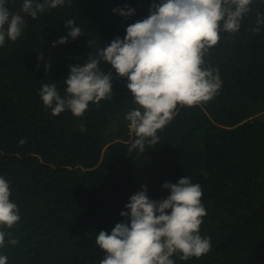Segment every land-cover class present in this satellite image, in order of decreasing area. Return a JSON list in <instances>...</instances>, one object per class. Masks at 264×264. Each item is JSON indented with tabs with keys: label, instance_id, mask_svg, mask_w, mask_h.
<instances>
[{
	"label": "trees",
	"instance_id": "obj_1",
	"mask_svg": "<svg viewBox=\"0 0 264 264\" xmlns=\"http://www.w3.org/2000/svg\"><path fill=\"white\" fill-rule=\"evenodd\" d=\"M154 2L160 0H65L36 18L20 13L21 36L0 46V176L20 215L2 229L10 233L0 247L7 264H100L105 253L96 236L128 221L121 212L129 211V198L146 185L150 199L162 200L170 194L162 185L184 176L201 186L207 214L200 235L210 238L211 250L188 260L176 253L175 264H264V24L253 31L264 0H253L239 31H221L204 57L222 81L215 96L178 105L144 152L129 151L136 136L126 114L137 105L127 78L109 63L101 69L113 73V95L90 102L83 116L52 115L40 98L46 83L63 97L69 65L122 39ZM22 3L6 6L17 13ZM125 6L134 14L113 12ZM68 19L83 34L53 46L70 31Z\"/></svg>",
	"mask_w": 264,
	"mask_h": 264
},
{
	"label": "clouds",
	"instance_id": "obj_2",
	"mask_svg": "<svg viewBox=\"0 0 264 264\" xmlns=\"http://www.w3.org/2000/svg\"><path fill=\"white\" fill-rule=\"evenodd\" d=\"M65 0H23L20 12H10L7 0H0V46L6 38L16 41L25 27L24 16L36 18L48 8L63 5ZM253 0H160L153 3L149 15L127 26L126 35L114 38L89 54L83 64L69 65L65 78L66 94L62 97L55 83L43 84L39 95L52 115L70 110L83 116L89 103H99L113 95V73L101 69L109 63L118 77L127 78V89L134 104L126 114L136 139L129 151L145 150V142L157 143L162 130L176 114L177 106L193 107L212 99L222 85L218 70L204 67V57L219 40L221 31L238 32L241 21ZM113 12L131 16L135 9L114 8ZM264 14L257 13L259 32ZM67 36L53 42L63 44L68 38L82 35L74 19H68ZM92 41H89V46ZM50 65L47 66V68ZM46 68V70H47ZM21 145L25 139L19 141ZM170 194L162 200L150 199L147 186L129 198V211L121 215L128 221L115 225L111 233L101 230L96 244L105 253L100 264H175L172 258L200 257L211 250L210 238L200 235V225L207 214L201 202V186L187 176L178 182H165ZM10 183L0 176V247L5 236L20 220L19 208L11 199ZM12 245L16 239L9 241ZM0 264L7 256L0 255Z\"/></svg>",
	"mask_w": 264,
	"mask_h": 264
}]
</instances>
